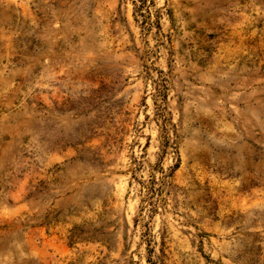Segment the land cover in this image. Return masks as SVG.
<instances>
[{
	"label": "rangeland",
	"instance_id": "obj_1",
	"mask_svg": "<svg viewBox=\"0 0 264 264\" xmlns=\"http://www.w3.org/2000/svg\"><path fill=\"white\" fill-rule=\"evenodd\" d=\"M0 264H264V0H0Z\"/></svg>",
	"mask_w": 264,
	"mask_h": 264
}]
</instances>
